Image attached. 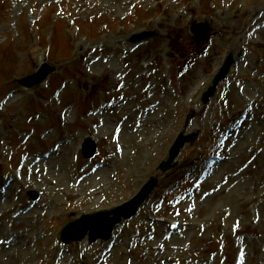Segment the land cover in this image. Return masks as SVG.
Here are the masks:
<instances>
[{"label": "rangeland", "instance_id": "obj_1", "mask_svg": "<svg viewBox=\"0 0 264 264\" xmlns=\"http://www.w3.org/2000/svg\"><path fill=\"white\" fill-rule=\"evenodd\" d=\"M253 19L264 21V0H0V203L9 198L0 209V239L32 238L28 244L0 243V264H264V44L242 36ZM194 21L210 27L205 45L188 31ZM141 30L157 34L130 42ZM96 53L104 54L105 62L113 57L116 69L96 68L104 64L93 59ZM229 53L235 63L227 78L202 103L201 94ZM42 61L55 72L22 89L18 78ZM160 97L164 106L151 115L147 129L159 133L160 123L169 120V131L147 142L148 132L141 144L124 147L118 168L88 173H94L88 181L95 189L67 186L61 179L60 196L52 179L35 167L19 171L22 177L3 194V179L18 172L23 159L53 151L60 142L51 158L57 160L71 145L76 154L70 173L82 177L107 160L114 144L109 122L120 127L117 121L124 117L122 126L132 128L128 124L140 121L136 113ZM106 102L111 104L106 114L92 113ZM114 102L122 103L116 111ZM190 111L195 115L185 131L199 136L161 172L158 164ZM98 117L107 119L101 131L93 125ZM93 135L96 153L84 158L82 140ZM155 143L158 150H149ZM232 153L242 175L204 209L195 196L201 173L204 168L212 170L210 178L228 173ZM141 154L146 170L136 171ZM150 176L157 178L156 187L138 212L115 228L111 241H61L67 223L129 201ZM35 202L39 208L33 213H18ZM42 202H53L57 210L47 214Z\"/></svg>", "mask_w": 264, "mask_h": 264}, {"label": "bare ground", "instance_id": "obj_2", "mask_svg": "<svg viewBox=\"0 0 264 264\" xmlns=\"http://www.w3.org/2000/svg\"><path fill=\"white\" fill-rule=\"evenodd\" d=\"M249 17L248 19L252 18L253 16L251 14H247ZM246 21V20H245ZM252 21V20H251ZM253 27H246L244 32L242 33L243 37H247L248 35H251L252 37L256 38L255 41H257L259 44L263 43L264 41L262 40L264 37V21L261 23H256V19H253V24H250L249 26ZM221 31H224L223 29H221ZM258 44V45H259ZM95 52H99L101 50H97L96 48H94ZM111 52V51H110ZM112 54H114V52H111ZM123 53H126L125 51H123ZM104 55V54H103ZM103 55L101 54H97L96 56L93 57V59L97 60L99 58H102L103 61V65L100 67H96V68H101L102 70H106V71H112L115 68V61L113 59V57H111V59L109 60V62H105L107 60L106 57H103ZM154 74V73H152ZM153 80V78H152ZM84 81H82V84L84 85ZM152 83L149 81L148 85H151ZM120 85H125V83H120ZM16 92V91H15ZM168 96V95H166ZM170 98H173V95L169 96ZM162 98H152L151 99V105H145L143 106V108H141L139 110L138 113H136V117H140V121L135 122L134 124H128L130 127L132 128H128L125 129L123 125V122L125 121V118L122 117L120 120L117 121L118 124H120L119 126H115L114 123H112L111 121L109 122V127L110 130H108L109 135L111 134V138L110 141H112L114 144L111 148L108 149V153H107V160L106 161H98L97 163H95L94 165H92L90 170H85L86 172H83L82 177L80 178H76L74 174L70 173V167H71V158L73 159L75 157V151L73 150H69V146L71 145H67V151L66 153H64L61 157H59L57 160H54V158H51L52 154H55L57 152L60 151L62 145V142H60L56 148L53 150L55 152H53L52 150L43 155V154H37L35 156H32L30 158L32 159H23L21 161L20 167L18 168V172H16L15 174H13L14 172L10 173L9 176L7 175V177H5L3 179V183L5 184V188L4 190H2L3 194H9L11 192V189L13 188V185L10 186L11 183H13L16 179L21 178L22 177V169H27L29 171L30 168H35V167H40L43 171V175L52 179L53 184H52V189L55 191L54 193H58V195L61 196V179L63 180L65 185H74V184H79L78 188L81 187V185L86 186L88 188L91 189H95L93 188L89 181L88 178H90L91 175H93L94 173H101L107 170H113L118 168L117 166L119 165V159L123 156V150L124 147H127V145L129 146H136L142 143V139L143 136L148 133V126H151V115H154L156 113L159 112V108L162 104ZM121 102H114L113 106L115 107L116 111L118 109V106L121 105ZM111 104L109 102H106V104H102L100 107H98L96 110H93V114L98 113L99 115H104L106 114V111L108 108H110ZM164 106V105H163ZM93 117V115H91ZM95 119V117H93ZM107 124V119L105 117H98V124H93L95 127L96 131H101L104 128H101L102 126ZM113 124V125H112ZM161 125V129L159 130V133H155L154 129L151 130L149 132V135L146 137V140L148 142V139H152L153 141L155 140L156 136L158 135L159 137L164 136L170 129V127L172 126V122L169 120H166L165 123L162 122L160 123ZM154 127V126H153ZM99 128H101L99 130ZM94 137L91 138L95 141L96 136L93 135ZM85 137V136H84ZM69 143V142H68ZM67 143V144H68ZM157 143L153 144V146H151L149 148V150H158L157 149ZM125 155V154H124ZM236 157V153H232L228 156L227 158V162H226V169L228 171V173L224 174L221 177H213L210 178L209 177V172L212 171L210 168H204L201 176L199 178L200 182H201V189L197 192H195V196L196 199L198 200H202L204 201L203 204V208L204 209H208L212 203L214 201H216L217 199H220L224 193L226 192L227 189H230L231 186L234 184L236 185L234 182L238 181L242 175V167L240 166V164L234 165L233 159ZM143 154L139 155L137 157V161L134 165V170L136 171H145L146 170V164L143 162ZM31 163V164H30ZM30 164V166H29ZM126 166V164L124 163L122 166L123 167ZM149 170V169H148ZM93 174H88V173H92ZM222 172V171H221ZM220 172V173H221ZM220 173H217V175H219ZM56 178V179H55ZM232 178L233 181H227V179ZM17 181V180H16ZM15 181V182H16ZM14 182V183H15ZM82 182V184H81ZM228 182V183H227ZM47 187L46 185L42 186L43 191H46ZM1 192V193H2ZM6 201L2 204L0 203V209L3 208L5 205L8 204V200L9 198L5 199ZM79 198H76L74 201H78ZM12 204V203H11ZM12 206V205H11ZM39 208V205L35 202L33 204H29L27 208L20 210L18 213H33L35 209ZM40 208L42 209H49L50 211L47 212V214H53L54 211L57 210V208L53 207V202H42L40 203ZM33 211V212H32ZM21 217V215L18 214V217ZM26 217V216H25ZM24 217V218H25ZM13 218H17V213L13 216ZM32 230V232H34V228H30ZM5 233H8V231H5ZM21 241H23L22 243H31L32 238L29 235H24L23 237H21L20 239H13V238H6V239H0V243H5L7 245L9 244H20ZM48 243V239H44V244H43V248L44 246ZM34 245H30L29 248H33ZM254 255V254H252ZM30 256H34V253L30 254ZM252 258V257H250ZM260 258L264 261V255L261 254Z\"/></svg>", "mask_w": 264, "mask_h": 264}, {"label": "water", "instance_id": "obj_3", "mask_svg": "<svg viewBox=\"0 0 264 264\" xmlns=\"http://www.w3.org/2000/svg\"><path fill=\"white\" fill-rule=\"evenodd\" d=\"M209 27L205 22L192 23L190 25V31L200 39L202 43L206 42L209 39L208 35ZM153 31H143L131 36V41H139L144 39L147 36L154 35ZM240 53L238 54V56ZM235 63V59L232 53L228 54L224 60L222 65L220 66L217 73L214 75L211 85L203 92L201 96V100L204 103H207L209 99L215 94L216 88L220 81L225 79L227 74L229 73L230 67ZM54 67L49 65L47 62H44L37 72L23 77L19 82L21 85L26 87H32L34 85L42 82L45 77L52 71H54ZM194 113L190 112L185 119V124L189 122V120L193 117ZM198 132H193L189 134H184L180 132L173 144L169 148L168 151V159L162 161L159 164V169L161 171H165L169 169L172 165V162L177 157L181 148L187 143H193L198 136ZM84 151L83 155L85 157H90L95 152L94 142L89 138L84 141ZM157 180L153 177L143 185L141 190L137 193V195L131 199L130 201L122 204L121 206H117L116 208L108 211H98L93 214H85L82 215L79 219H76L70 223H68L61 231V239L65 243H70L72 241H80L86 235L88 239V243L91 244L93 241L101 238L103 240H108L111 238L112 231L114 227L120 223L122 218H129L133 216L138 207L144 202L146 197L152 192L155 187ZM29 195L33 198L37 197V193L34 191L29 192Z\"/></svg>", "mask_w": 264, "mask_h": 264}]
</instances>
